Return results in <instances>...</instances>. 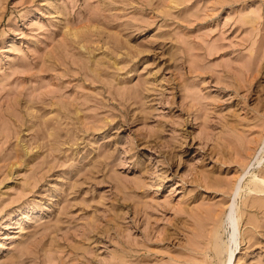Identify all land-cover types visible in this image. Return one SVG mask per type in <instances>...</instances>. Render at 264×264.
Returning <instances> with one entry per match:
<instances>
[{"label": "rangeland", "instance_id": "rangeland-1", "mask_svg": "<svg viewBox=\"0 0 264 264\" xmlns=\"http://www.w3.org/2000/svg\"><path fill=\"white\" fill-rule=\"evenodd\" d=\"M229 263L264 264V0H0V264Z\"/></svg>", "mask_w": 264, "mask_h": 264}, {"label": "bare ground", "instance_id": "bare-ground-1", "mask_svg": "<svg viewBox=\"0 0 264 264\" xmlns=\"http://www.w3.org/2000/svg\"><path fill=\"white\" fill-rule=\"evenodd\" d=\"M217 246V245H216ZM221 249V248H220ZM232 259V255H230V257H229V260H231ZM230 264V263H229Z\"/></svg>", "mask_w": 264, "mask_h": 264}]
</instances>
